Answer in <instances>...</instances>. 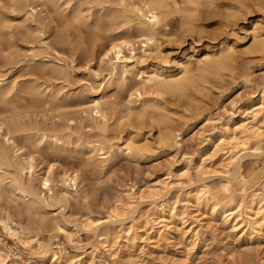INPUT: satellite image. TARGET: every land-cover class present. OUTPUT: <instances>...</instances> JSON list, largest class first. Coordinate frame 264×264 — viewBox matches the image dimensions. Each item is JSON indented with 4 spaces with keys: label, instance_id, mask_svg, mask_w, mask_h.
<instances>
[{
    "label": "rangeland",
    "instance_id": "374dc122",
    "mask_svg": "<svg viewBox=\"0 0 264 264\" xmlns=\"http://www.w3.org/2000/svg\"><path fill=\"white\" fill-rule=\"evenodd\" d=\"M141 1L0 0V14L9 18L15 41L14 46L6 45L0 52L5 88L21 92L37 84L51 95L46 102L23 94L26 104L22 103L18 112L0 105V145L15 162L31 161L32 173L24 180L40 195H46L48 213L25 212L4 190H0V205L7 211L11 206L18 224L35 226L45 221L53 226L55 218L79 224L86 214L98 220L97 232L108 227L113 236H120L104 248L96 233L83 229L74 235L71 246L59 238L55 252L77 250L71 264H264V225L250 234L241 218H236L235 226L232 218L212 217L208 208L198 206L188 196L196 184L221 193L226 183L238 192L240 179L252 183V191L264 194V109L254 127L247 126L251 131L242 134L243 141L257 142L252 148L247 145L234 154L229 148L218 149L210 143L211 135L231 117L236 121L241 118V108L249 99H254L256 108L259 106L264 90V51L253 53L250 49L256 42L255 25L264 39V7H257L253 0L241 5L239 0H222L225 6L202 16L199 27L183 24L174 12L167 19L168 27L156 29L159 43L149 46L145 34L137 29L139 21L133 11ZM177 3L181 9L187 0ZM114 11H125L131 23L113 19ZM115 40L128 43L120 59L114 57L110 62L104 55ZM224 44L233 48V66L237 68H224L217 78L208 74L207 83L202 84L196 67L201 66L206 48L214 46L216 50ZM180 61L190 64L203 90L190 86L187 94H174L177 101L172 103L165 95L169 102L164 105L167 114H163L170 120L159 123L161 127L145 119L141 125L132 123V128L123 117L128 108L139 103L137 91L146 89L142 72L153 66L178 73ZM113 64H117L119 76L112 78L109 72ZM123 65L128 70L125 76L120 74ZM98 109L105 112L106 124ZM13 124L33 132L56 133L60 142L69 139L70 144L57 149L45 138V144L30 145L22 138L23 130L8 142L6 130ZM105 128L113 146L108 143L99 150ZM160 130L169 136L167 143ZM201 159L205 161L200 166ZM187 164L189 168H185ZM45 177L50 180L48 193L42 184ZM162 180L166 183L158 184ZM154 183L163 200L170 204L179 201L178 217L166 215L168 222L161 239L142 225L128 237L124 232L129 218L138 223L151 212L148 202L125 207L120 218L123 227L118 222L105 225L111 221L108 213L114 203ZM46 234L42 238L48 242ZM14 258L21 262L27 255Z\"/></svg>",
    "mask_w": 264,
    "mask_h": 264
},
{
    "label": "bare ground",
    "instance_id": "6f19581e",
    "mask_svg": "<svg viewBox=\"0 0 264 264\" xmlns=\"http://www.w3.org/2000/svg\"><path fill=\"white\" fill-rule=\"evenodd\" d=\"M253 1L255 4H257V7L259 5L264 7V0ZM242 3L245 4L247 3V1L239 0V4L241 5ZM177 6V0H142L141 5L133 10L135 15L137 16V21H139L137 29L138 31L143 32L146 36V45H157L158 37L156 36V29L160 27H168L167 25L169 24H167V19L172 13H178L183 24L188 26H196L198 22L202 21V16H206L215 12L217 13V11L221 10L222 7L225 5L224 3H222V0H187V4L184 8L180 9ZM249 10L250 8L248 9V11ZM112 17L113 19H121L124 24L131 23L130 17L125 11H114L112 13ZM8 19L9 18L7 16H3V14H0V52L4 51L6 45L7 47L8 45H15L11 27L7 23ZM197 27L199 26L197 25ZM259 30V26L255 25L253 33L256 38V42L250 49V51L253 53H263L264 51V39L261 38L262 33H260ZM125 42L117 40L113 41L111 44L112 46L106 51L104 56L108 57V60L110 62L114 57L120 59V55L122 54L124 47L128 43ZM215 48L216 47L214 46L207 47L206 56L201 61V66L196 67L198 68L197 74L199 80L202 81V84L205 82L207 83L208 74H211L217 78L221 76V71L224 70V68H237L233 66L232 56L234 50L232 47L224 44L220 45L216 50ZM176 66L179 70L178 73L173 72V69L171 68H156L153 66H151L147 72L145 71V73L141 71L143 75L142 81H144V88L146 89L143 92L137 91V95H135V97L138 98L139 103H135L134 106L128 108V111L123 117L125 118L128 124L131 123V127L133 126L132 123H139L140 125L142 123H145V119L150 120V122L154 124L161 123L163 120L166 119H164L165 113L163 114V112L165 111V103L168 101V99L171 103L177 101V99L173 98L174 94L185 95L188 93V87L193 85L194 88L195 86H197L199 87V90H203L201 88V86L203 85H200L199 80L197 81L195 79L196 75L192 74L194 72H192V67H190V64L188 62L180 61L177 63ZM1 72L2 71L0 68V105H2L5 109L10 110L12 112H16L18 109H20L21 104L25 103L26 99L22 96L23 94L29 97H33L34 99L46 100V102L51 99L50 92L47 91V93H44V91L40 89L39 85L37 84H32L21 92H15L13 90L5 88V79ZM127 72L128 70L125 68V65H123L122 72L120 74L125 76ZM109 73L112 78L115 76L117 77V64H113L111 66ZM208 83L212 82L208 81ZM197 87L194 89L195 91H199L196 90ZM190 88L192 89V87ZM146 94H148L149 97H144V95ZM165 95H169L170 97L167 99ZM253 100V98L249 99L242 106L241 118L238 121H236L234 117H231L223 127L217 129L211 135L210 143H213V145L218 149L229 148V150H232V153L234 154L236 153V150L238 151V149H245L247 145H249V147L247 148H252L253 145L257 144V142H252L249 139L243 141L242 134L251 131L250 128L247 127L248 125L254 127L255 123L258 122V116L264 109V90H262L261 92V96L259 98V106L257 105V108L256 105L253 103ZM97 112L100 113V117L104 118L103 122L105 123V112L101 109H98ZM247 121H249V123H245ZM118 122V125H120V120ZM240 122L242 124H240ZM161 124L159 125L162 127ZM140 127L141 126H139V128ZM129 128L130 127H128V129ZM22 130L25 131L22 138L27 144L30 145L45 144V138H49V143L57 149L64 148L67 142V145L70 144L69 139L60 142L61 138L56 133L49 134L46 132L39 131L33 132L32 130L24 129L23 127L19 128L15 124L8 125L7 127L6 137L8 138V142L10 140H14L15 134ZM125 130L126 128L124 129V131ZM119 132L120 131H118V133ZM163 132L165 131L161 132V136L164 135ZM120 133L119 135H121ZM102 136L103 139L99 145V150H104L105 145L109 143L107 128L103 129ZM163 138L164 137H161L162 141L165 140ZM130 139L135 141L134 137H131ZM167 139L168 140L163 142L167 143V141H169V136ZM109 144L111 147L113 146L111 145V143ZM138 148L137 150H140ZM128 149L132 150L129 145ZM256 149H258V146ZM201 160L202 163L199 164L200 166L204 163L205 159ZM185 168H189V165L187 164ZM32 169L33 165L31 161L27 160L22 162H15L12 156L7 152L6 148L0 145V190L7 191L9 194L13 195L16 198V202L21 203V205L25 209V212H28L29 214L36 213L45 215L48 213V205L45 201L46 195H40L35 189H33L30 183L24 180L27 174L31 175ZM169 177L170 176L168 175L167 179ZM30 178L31 177H29L27 180H29ZM255 179H257V176ZM165 181L162 180L158 184L166 183ZM73 182L75 183V181ZM42 184L46 189L47 193L50 192V180L47 177L42 179ZM251 184L240 179V188L238 192H234L233 189H231L230 187L231 184L229 185L225 183L221 187V193H213L207 185L196 184L191 187L192 190L190 191V195L188 196L194 202H196L198 206L200 205L204 208H208V212L212 217L220 216L223 217V219L226 221L232 218V221L235 220V226L238 222L236 218H241L240 222L244 223L247 228V231L251 234L252 232H255L256 229H262L264 225V194H258L252 191V186H250ZM156 186L157 183L151 185L147 184L146 188L143 190L138 189L136 192L134 191L133 193L126 194L125 199L119 204L117 202L114 203L108 213V218L111 221L105 223V225L110 226L109 224H114L118 222L123 227L124 222L121 221L120 218L124 216V208L129 207L128 205L132 204L133 202H148L149 205H152V207L149 209V211L151 212L149 214L146 213L147 215H143L138 223L135 222L134 218L131 219L128 217L131 221L128 223L129 225L124 230V232L128 237L130 235V232H133L135 228H138L139 225H142V227L145 228L146 231H150V234H153L155 238L161 239L163 233L166 231L165 227L168 222L166 220V215L170 219H176L178 217V211L176 212V210H179V208L176 204L179 201L177 200L174 203L170 204L168 201L163 200L162 198L164 196L162 197L160 189L156 188ZM10 207L7 211L3 206L0 205V226L3 230V236L8 238L7 241H3L0 237V264H71L75 258V253L77 250L73 247V253L64 252L62 254H58L54 251L55 241H59V238H61L63 239L64 243H67L71 246L74 235H76L79 230L82 229L86 230L87 232L96 233V236L100 237V245L102 246V248L106 247L108 243H114V240L120 237L118 234L113 236L112 231L108 227H106L101 232H97V230L99 229V225H96L98 220H94L90 215L86 214L82 215L83 218L79 224H71L65 219H62L61 221H56V218L55 224H53V226H50L45 221H42L40 224L35 226L30 224H18L14 220V212ZM156 220H158V222ZM44 232L47 233L46 235L48 236V242L43 241L44 239L42 238V234ZM10 239L13 241H11ZM13 247H15L17 253H14L12 249ZM104 252H107V250H104ZM23 254L27 255L26 260L21 262L15 260L14 257H22L23 259Z\"/></svg>",
    "mask_w": 264,
    "mask_h": 264
},
{
    "label": "built area",
    "instance_id": "2783aa9c",
    "mask_svg": "<svg viewBox=\"0 0 264 264\" xmlns=\"http://www.w3.org/2000/svg\"><path fill=\"white\" fill-rule=\"evenodd\" d=\"M0 237H1V239L3 241H5V240L7 241L8 240V238H6L5 236H3V230L1 228V226H0ZM12 249H13L14 253H17V250L15 249V247H13Z\"/></svg>",
    "mask_w": 264,
    "mask_h": 264
}]
</instances>
